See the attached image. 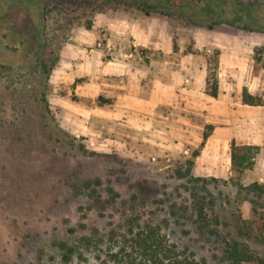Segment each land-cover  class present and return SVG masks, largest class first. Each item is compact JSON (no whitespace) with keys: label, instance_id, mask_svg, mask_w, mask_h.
Listing matches in <instances>:
<instances>
[{"label":"rangeland","instance_id":"374dc122","mask_svg":"<svg viewBox=\"0 0 264 264\" xmlns=\"http://www.w3.org/2000/svg\"><path fill=\"white\" fill-rule=\"evenodd\" d=\"M139 3L0 0V264H114L122 238L144 227L204 264H225L232 241L264 258V194L242 189L263 183H252V170L217 181L192 170L180 179L212 123L187 100H147L182 60L217 83L221 51L238 52L244 74L225 100H241L242 91L264 100V70L254 60L264 33L242 29L264 28V0H205L242 18L212 32L160 11L146 16ZM186 6L205 23L202 2ZM53 59L45 80L43 63ZM237 108L244 119L227 120L231 142H252L264 121ZM258 148L254 167L264 162ZM196 203L205 223L191 212Z\"/></svg>","mask_w":264,"mask_h":264},{"label":"trees","instance_id":"16d2710c","mask_svg":"<svg viewBox=\"0 0 264 264\" xmlns=\"http://www.w3.org/2000/svg\"><path fill=\"white\" fill-rule=\"evenodd\" d=\"M140 4L141 11L148 16L150 13H158L166 17L186 18L188 21H192L195 26L205 27L207 30H211L216 25H228L236 27L242 22V18L237 17V13L233 14V18L229 19L224 10H213L209 7L205 0H199L202 2V7L199 8L201 12L205 14V23L193 21V11L186 6L189 0H135ZM178 1V2H177ZM187 1V2H185ZM166 6V7H165ZM160 9V10H159ZM198 9V8H197ZM250 11V8H248ZM242 12V10H241ZM174 15V16H173ZM90 29V24L86 27ZM243 30L249 32L264 33V28H251V26H243ZM254 60L262 65L264 70V48L257 49L255 51ZM55 63V59L48 65L47 62L43 63L42 70L45 72L46 77L49 76ZM206 95L215 98L217 95V83L212 80L210 83L209 76L205 79ZM241 102L243 105L250 107L264 106V100L258 97L248 94L246 91L241 93ZM102 105L101 102L98 103ZM43 105L46 107V101L43 100ZM210 131L212 127L209 128ZM208 134L202 136V143L207 139ZM230 166L231 172L237 177H240L245 171H250L254 167L255 160L259 154L258 147L236 145L234 142L230 143ZM199 152L196 151L192 155V159L196 158ZM194 168L193 160L187 162V168L184 172H177V176L180 179H186L190 177V174ZM200 180V179H198ZM210 181H217L211 179ZM206 181L203 180V183ZM245 191L251 192L255 195L264 194V184H256L254 186H248L242 188ZM191 212L195 214L196 219L201 223H205L206 216L204 210L200 204H193L191 206ZM202 227L200 228V230ZM60 249H66L63 244H60ZM223 261L225 264H264V258H260L253 253L246 245L232 241L224 243L222 250ZM114 264H204L198 262L188 255L177 252L172 246L168 245L164 237L159 234L154 228L144 227L137 230H129L122 238L121 246L116 252ZM66 261V260H65Z\"/></svg>","mask_w":264,"mask_h":264},{"label":"crops","instance_id":"0c3cea01","mask_svg":"<svg viewBox=\"0 0 264 264\" xmlns=\"http://www.w3.org/2000/svg\"><path fill=\"white\" fill-rule=\"evenodd\" d=\"M220 26H224V24L216 25L210 30V32H212L214 28ZM239 56L238 52H220L218 57L219 69L217 76V95L215 98H211L204 93L206 79L205 73L198 69L194 72L190 66L185 65L186 60H182L180 68L172 75L168 84L155 81L151 88L149 98L147 99L150 100V105H168L172 103L171 105L173 106H179L182 101L187 100V102H189V108L208 115V121L212 123V130L203 145L200 147L199 155L194 160L193 171L199 177L216 180L225 179L232 174L229 147L232 140L235 142L237 141L233 137V130L230 129L226 122L231 118L235 120L244 119V115L239 116L238 108L234 109L236 106L252 109L249 114L247 113V116L251 117L249 118L251 121H264V106L250 107L243 105L241 100H234V104L230 102V100H225L227 99L225 96L226 93H224L225 89H230V87L238 89L241 87L239 81L244 74L239 69ZM183 71H186V73H190L191 75L194 72L195 75H192V80L187 76H182ZM230 75L234 77L233 84H228L229 78L227 79V77H230ZM189 80L192 82V86L184 87V83H189ZM244 86L248 87L247 85ZM196 89H199L200 94H194ZM131 100L140 99L134 97ZM230 105H234V107H230ZM258 115H261V117ZM237 129L236 133L239 134V136H243V126L239 125ZM259 131L256 129L251 133L253 135L256 134V139L254 141L247 142L241 139L237 145L261 147L263 149L264 140L261 139V136H264V130L261 134ZM221 154H225L224 157H220ZM251 173L253 174L252 183L264 184L263 161L258 163V165L250 171V174Z\"/></svg>","mask_w":264,"mask_h":264},{"label":"flooded vegetation","instance_id":"af4514ba","mask_svg":"<svg viewBox=\"0 0 264 264\" xmlns=\"http://www.w3.org/2000/svg\"><path fill=\"white\" fill-rule=\"evenodd\" d=\"M259 7V6H258ZM3 45L1 44V42H0V48L2 47Z\"/></svg>","mask_w":264,"mask_h":264}]
</instances>
